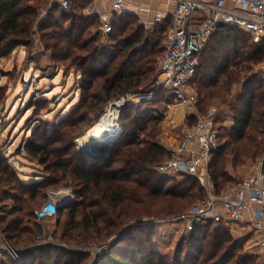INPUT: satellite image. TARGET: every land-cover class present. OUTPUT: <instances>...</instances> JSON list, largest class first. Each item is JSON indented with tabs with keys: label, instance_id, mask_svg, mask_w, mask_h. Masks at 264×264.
<instances>
[{
	"label": "trees",
	"instance_id": "obj_1",
	"mask_svg": "<svg viewBox=\"0 0 264 264\" xmlns=\"http://www.w3.org/2000/svg\"><path fill=\"white\" fill-rule=\"evenodd\" d=\"M88 1L71 0L68 9H61L48 0H0V59L17 45L33 47L38 36L52 62L80 74L83 94L73 112L84 109L76 117L68 115L44 127L40 134L31 133L24 147L44 171L35 179H21L3 160L5 155L0 157V229L20 254L15 261L1 252L0 264H262L258 253L243 247L244 237L223 225L196 224L185 230L170 255L154 243L151 225L158 224L153 221L177 217L189 202L202 199L205 189L192 174L178 173L182 178L174 179L173 174L156 170L160 158L170 152L151 138V132L147 138L136 132L112 146L105 163L90 162L75 147L73 140L81 134L76 126L86 118L85 113L156 81L157 59L169 23L163 17L146 27L137 14L124 12L116 16L111 32L101 37L97 17L80 13ZM47 3L43 14L42 5ZM205 45L197 54L189 85L201 111L216 109L208 103L218 96L230 112L228 125H222L216 113L218 138L222 134L226 138L212 150L207 168L213 189L219 192L231 181L228 162L234 167L244 158L263 155L264 169V77L261 72L240 73L242 62H250L249 67L262 59L264 38L253 42L244 30L220 24ZM240 80L241 91L231 96L232 84ZM166 96L159 89L144 102ZM132 108L126 105L120 113L125 110L126 115ZM141 109L133 108L132 114L137 116ZM60 181L72 187L73 199L58 207L52 235L65 243H37L32 233L41 226L39 219L47 217L38 219L35 211L47 201V190ZM97 237L111 239L101 243L106 244L105 251L92 262L84 261L91 250L86 245L99 242Z\"/></svg>",
	"mask_w": 264,
	"mask_h": 264
},
{
	"label": "built area",
	"instance_id": "obj_2",
	"mask_svg": "<svg viewBox=\"0 0 264 264\" xmlns=\"http://www.w3.org/2000/svg\"><path fill=\"white\" fill-rule=\"evenodd\" d=\"M105 1L110 5L108 13L100 11L97 0H89L80 8L83 16L97 17V29L102 35L111 32L116 16L124 12L151 15L148 27L169 16L162 51L157 59L156 81L147 88L120 94L107 103L120 112L127 104L136 106L141 101L152 99L161 89L171 91V97L185 107L184 119H193L186 124L180 138L169 143L171 156L156 165L160 174L189 173L205 187V196L184 209L176 219L185 230L196 224L210 223L212 226L229 227L231 231L256 232L259 234L256 244L264 245L263 162L249 167L247 174L234 184L219 192L214 191L207 168L212 150L218 144L216 109L208 107L201 111L196 104V94L189 85L197 65L198 52L220 24H230L244 30L253 42L264 38V0H173L172 10L165 13L157 12L149 5L128 8L127 0ZM53 2L61 9H68L71 0ZM259 71L264 76V61ZM72 199L71 193L57 191L35 213L38 219L52 218L60 205ZM47 203L52 205V210L49 207L42 210ZM35 235L39 236L38 233ZM105 248V245L100 246V252H104ZM0 252L7 253L15 261L20 259L17 249L7 243L3 235L0 236ZM261 256V263L264 264V251Z\"/></svg>",
	"mask_w": 264,
	"mask_h": 264
},
{
	"label": "rangeland",
	"instance_id": "obj_3",
	"mask_svg": "<svg viewBox=\"0 0 264 264\" xmlns=\"http://www.w3.org/2000/svg\"><path fill=\"white\" fill-rule=\"evenodd\" d=\"M139 1L141 2L142 0H138V2ZM49 2H53V0H48V3ZM48 3L42 5L43 10L41 13L44 14L46 12L44 9H46ZM38 39V36H36L34 39L36 44L33 47L29 48L17 45L11 50L9 55L0 59V157L5 155L3 160L9 162L12 168L19 173L21 179L25 181L35 179L36 175L43 171L42 165L37 162L36 157L30 155L24 147L30 139L31 133L36 130V132L40 134L44 127H51L58 120L68 115H75L76 117V115L84 111V109L81 108L78 109L77 112H73L75 109L74 107L80 102L83 94L79 87L80 74L74 71L73 68H68L60 64V62H52L48 57V53L42 49ZM248 42L251 43L250 39ZM23 49H25V54L22 58L20 52ZM27 57L28 59L31 57L33 58L30 59L29 66H27ZM263 61L264 54L261 60L253 62L249 67H247V65H249L250 62L247 64L246 62H242L240 65L241 75L245 76V74L251 72L260 73L259 67ZM241 87V80L234 82L230 89L231 96L237 95L241 91ZM165 92L167 95L166 98L161 97L151 101V103L141 101L136 106H133V104H127L134 109L142 107V109L138 111V117L132 114L134 113L133 108L127 110V116L125 115V110L121 113L119 112L118 122L120 124V132L118 137L112 142L113 148L117 147L120 142L131 138L136 132L140 138H147L146 133L151 132V138L162 144L166 149H168L169 143H174L180 138L184 127L188 123V119L183 118L186 113L179 118L180 110L176 109L177 106L179 107V103L171 97V91ZM115 98H117V96L107 100L101 108L93 109L92 111L85 113L86 118L77 123L76 129L81 130V134L76 136L73 140L77 149L79 146L78 143L84 134L91 127L98 125V120L106 109L107 102ZM208 106L216 107V113L220 115L219 117L222 125L230 124L231 119L230 116H228L230 112L224 107V105L220 104V97H212ZM173 117L179 119L176 120ZM118 122L117 125H119ZM117 132L118 131H116L114 137L117 135ZM223 132L224 129L221 127L220 133ZM224 138H226L225 134L220 135L218 143ZM170 156L171 154H168V156L160 158L159 162ZM262 156L263 155L253 158H244L242 162H238L237 166L234 167L228 162L226 168L231 175V181H228L223 187L232 185L239 178L244 177L245 174H247L249 167L253 164L258 163L259 161L263 162L260 158ZM173 178L180 179L182 178V175L173 173ZM29 189H31V187H28L25 191H29ZM57 191L73 193L70 185H64V182L60 181L47 190V199L50 198L52 193ZM197 201H199V199L196 198L189 202L185 207L188 208ZM5 202L10 201L5 200ZM53 217L49 219H39L41 226L32 233V238L35 242L42 243L46 241H58L56 240L57 238L52 235V232L56 227ZM154 224H158L155 226L151 225L152 233H154V243L157 244L161 251L170 255L176 239L183 237L186 234L185 229L176 219V216L168 219H157ZM59 230L60 228L58 231ZM36 233H38L39 236H36ZM1 234L5 237L2 231L0 232V236H2ZM82 235H84V232ZM97 238L99 239V242L98 240H95L93 243L86 245V247L91 250L89 256L84 261L88 260L89 263L92 262L94 257L101 253L99 250L100 246L105 245L106 247V244L101 243H104V241L108 243L112 236L111 238ZM6 241L9 243L7 239ZM58 242L65 243L60 240ZM246 250L257 253L254 248ZM1 255L0 252V258L2 257ZM261 257L260 254L259 261H261Z\"/></svg>",
	"mask_w": 264,
	"mask_h": 264
},
{
	"label": "crops",
	"instance_id": "obj_4",
	"mask_svg": "<svg viewBox=\"0 0 264 264\" xmlns=\"http://www.w3.org/2000/svg\"><path fill=\"white\" fill-rule=\"evenodd\" d=\"M131 1L127 0L128 8H133V6H136V5H149V6L153 7L155 11L160 12V13L170 12L173 8V0H142L141 2L140 1L138 2V0H134L132 2ZM97 3H98L100 11H104L105 13H108L110 11V5L107 1L97 0ZM137 15L139 17V20L142 23H144V25L146 27H148V25L150 24L151 15H147L146 13H142V12H139ZM167 17H169V16H167ZM101 36H104V35L101 34ZM20 53L22 54V58H23V56L25 54V49L21 50ZM176 109L180 110V112H179L180 117L179 118H181L186 113L185 107L182 104H179V107L177 106ZM174 119H176V118H174ZM178 119H176V120H178ZM232 232L235 234H240L241 236L244 237V239H245L244 246H243L244 248H246V249L254 248L259 255L261 254L262 251H264V245L256 244V240L259 237L258 233H256V232H244V233H242V232H239L237 230L232 231Z\"/></svg>",
	"mask_w": 264,
	"mask_h": 264
},
{
	"label": "bare ground",
	"instance_id": "obj_5",
	"mask_svg": "<svg viewBox=\"0 0 264 264\" xmlns=\"http://www.w3.org/2000/svg\"><path fill=\"white\" fill-rule=\"evenodd\" d=\"M105 108L98 120V125L91 127L79 141L80 146L92 150L98 143L113 139L116 131L120 130L116 122L119 112L110 103H107Z\"/></svg>",
	"mask_w": 264,
	"mask_h": 264
},
{
	"label": "water",
	"instance_id": "obj_6",
	"mask_svg": "<svg viewBox=\"0 0 264 264\" xmlns=\"http://www.w3.org/2000/svg\"><path fill=\"white\" fill-rule=\"evenodd\" d=\"M27 60V66H29L30 63V59H26ZM112 142L113 139H108L106 142L104 143H98L97 145H95V147L92 150H88L86 147L83 146H78V150L82 153L85 154V156L87 157V159L92 162V163H105L111 152H112ZM47 207H49L52 210V205L47 203L42 210H45ZM58 207V206H57ZM42 211H40L41 213Z\"/></svg>",
	"mask_w": 264,
	"mask_h": 264
}]
</instances>
